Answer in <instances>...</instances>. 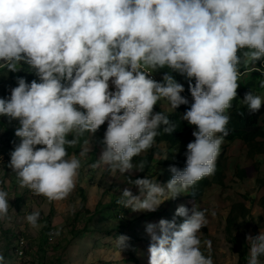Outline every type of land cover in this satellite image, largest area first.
<instances>
[{"label":"clouds","instance_id":"9594fccd","mask_svg":"<svg viewBox=\"0 0 264 264\" xmlns=\"http://www.w3.org/2000/svg\"><path fill=\"white\" fill-rule=\"evenodd\" d=\"M245 48L241 60L237 53ZM262 58L264 0H0V69L15 72L23 61L41 81L19 78L10 97L0 98V117L20 123L15 135L21 143L11 153L10 167L20 187L49 202L65 200L82 166L67 148L107 121L106 147L92 167L104 165L113 174L132 170L133 157L153 147L162 125L164 134L176 130L167 115L153 112L158 101L166 100L172 109L188 104L172 75L165 74L163 83L149 78L167 67L186 76L194 98L183 115L198 129L187 145L186 167L169 168L166 189L154 179H136L140 195L125 188L117 200L134 212H155L215 173L229 135L227 113L237 96L239 66ZM243 103L255 113L264 98L249 92ZM135 167L142 170L144 162ZM7 197L0 190V220L8 216ZM207 211L195 208L189 216L181 205L176 216L185 217L183 223L149 224V264H213L198 237L208 224ZM39 217L33 212L26 219L37 228ZM127 239H116L120 251ZM246 239L247 264H264V231ZM204 243L210 250L211 241Z\"/></svg>","mask_w":264,"mask_h":264},{"label":"rangeland","instance_id":"374dc122","mask_svg":"<svg viewBox=\"0 0 264 264\" xmlns=\"http://www.w3.org/2000/svg\"><path fill=\"white\" fill-rule=\"evenodd\" d=\"M244 50L248 51L247 48ZM0 71V98H8L11 89L18 86L17 80L25 78L21 77L19 66L15 72L5 68ZM157 76L160 77L158 73ZM262 82L264 75L249 73L241 76L237 89L239 105L247 108L243 101L249 92L264 98V88L260 87ZM109 90L115 91L111 83ZM186 99L189 102L190 99ZM157 104L166 114L174 111L166 100L161 99ZM76 107L86 111L79 105ZM263 119L264 114L260 119L262 126ZM19 127L18 120L10 122L7 117H0V190L8 193L9 202L8 216L0 220V256L4 258L0 264H149L152 241L147 226L159 225L162 219L174 220L177 225L183 223L186 218L176 216L181 205L188 209L189 216L195 208L208 210V224L200 230L198 237L202 252L211 255L213 264H247L235 246L245 251L247 257L250 247L246 237H256L264 231V185L258 182L263 179L264 183V154L251 156L241 142L224 141L221 146L220 155L225 160L222 184L210 182V187L203 188L199 197L193 196L192 189H189L175 199L164 201L155 212H134L119 205L117 200L125 188L135 196L140 195L133 183L136 179H154L166 189L170 179L158 165L160 154L154 153L147 173L141 177L135 167L139 164L136 159L148 154L147 151L133 157V169L123 174L110 173L104 165L93 168L106 147L103 143L108 127L106 121L95 134L85 133L76 145L67 148L72 150L69 157L75 155L81 159L76 187L65 200L49 202L45 197L20 187L16 173L10 167L11 153L21 143L15 135ZM73 138L68 136L69 140ZM193 139L194 136L188 138L172 153L184 155ZM159 147L162 152L166 151L165 144ZM84 150L87 154L80 157ZM213 176L207 177L209 181H213ZM239 205L246 211L241 212ZM33 212L40 213L37 228H32L26 219ZM231 215L236 218L228 231ZM47 227L51 229L50 233L59 230L60 235H45ZM120 236L128 238L122 251L116 246V239ZM21 239L24 240V253L18 256ZM204 241H211L210 250ZM261 260L264 262V257Z\"/></svg>","mask_w":264,"mask_h":264},{"label":"trees","instance_id":"16d2710c","mask_svg":"<svg viewBox=\"0 0 264 264\" xmlns=\"http://www.w3.org/2000/svg\"><path fill=\"white\" fill-rule=\"evenodd\" d=\"M245 52L244 49H241L238 51L237 55L243 60V53ZM264 61V58L257 61L254 65H248L245 66L241 64L239 66V71L244 72L247 69L255 66H260L261 63ZM21 69V77H24L26 82L31 83L33 80H36L38 83L41 82L38 75L37 70L29 66L25 62H21L19 65ZM159 74L160 77H158V82L163 83V76L165 74H170L173 76V78L184 87V95L191 96L188 104L186 105H180L178 108L174 109V111L171 114L164 113L163 110L159 107L158 104L155 105L153 112L154 113H164L168 116V119L177 125L176 130L169 134L163 133V128L165 126H161L158 131L161 132L160 135H158L155 138V143L151 149H149L145 156L142 158H137L136 161L140 163L141 161L144 162V168L142 170L138 169V176L141 177L147 171L149 168L150 163L153 160L154 153L160 154L161 156L159 162V166H161L164 169V173L168 175V178H172V173L169 171V168L172 166L177 167L180 170H184L186 167V153L184 155H178L175 153H172V150L175 147H179L182 144H184L188 138H191L193 136L194 131H198L196 126L190 125L187 121L183 120V115L190 110L191 105L194 103V98L191 95V92L189 90V81L186 78L185 75H181L180 73L173 71L167 67L156 70V74ZM1 75V71H0ZM64 83V81H62ZM191 83L195 84V79L193 78ZM65 84V83H64ZM182 95V94H181ZM183 96V95H182ZM228 113H230V123L228 125L229 135L225 138L224 141L227 142H241L243 143L247 149L248 153L252 155H263L264 154V142L260 140H264V126L260 125V119L263 117L264 114V104L261 106L260 110L255 113H251L248 108H245L241 105H239L238 97L233 100L232 107L229 109ZM242 113V114H241ZM264 122V119H263ZM195 141V137L192 140V142ZM165 144L166 151L162 152L159 148L160 145ZM68 155L71 154L72 150H67ZM133 161V160H132ZM224 169H225V160L223 158V155H219L216 162V171L213 176V181H209V179L206 177L202 181L198 182L197 185H195L192 188L193 196L199 197L202 195V190L205 187H210V182H213L214 184H222L223 183V177H224ZM260 184L264 185L263 179H259L258 181ZM241 207V212L243 210L246 211V209L239 205ZM236 217H232V215L228 219V227L227 230L229 231L231 229L232 221H234ZM50 228H45V235L50 234ZM237 252L240 254V258L247 261L246 252L242 251L239 246H235Z\"/></svg>","mask_w":264,"mask_h":264},{"label":"built area","instance_id":"2783aa9c","mask_svg":"<svg viewBox=\"0 0 264 264\" xmlns=\"http://www.w3.org/2000/svg\"><path fill=\"white\" fill-rule=\"evenodd\" d=\"M254 68L259 69V71H256ZM249 73H253V74H255V76H263L264 75V62L261 63V65L258 66V67H253L252 69H250L248 71L242 72L241 75H240V78L244 74H249ZM149 78L154 79L155 81L158 82V79H157V76L155 75V72H152L150 74ZM182 95L184 96V98H191V96L184 95V92H182ZM23 253H24V240L21 239L20 242H19L18 256L19 255L21 256Z\"/></svg>","mask_w":264,"mask_h":264}]
</instances>
